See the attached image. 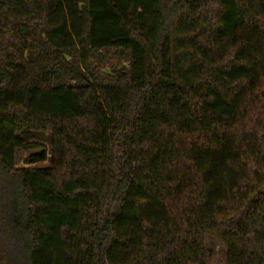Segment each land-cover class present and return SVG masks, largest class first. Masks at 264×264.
Masks as SVG:
<instances>
[{"label":"trees","instance_id":"obj_1","mask_svg":"<svg viewBox=\"0 0 264 264\" xmlns=\"http://www.w3.org/2000/svg\"><path fill=\"white\" fill-rule=\"evenodd\" d=\"M0 264H264V0H0Z\"/></svg>","mask_w":264,"mask_h":264}]
</instances>
